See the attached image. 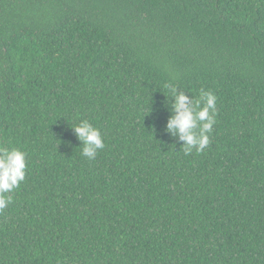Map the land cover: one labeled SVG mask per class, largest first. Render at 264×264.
I'll return each instance as SVG.
<instances>
[{
  "label": "trees",
  "instance_id": "1",
  "mask_svg": "<svg viewBox=\"0 0 264 264\" xmlns=\"http://www.w3.org/2000/svg\"><path fill=\"white\" fill-rule=\"evenodd\" d=\"M168 85L216 95L203 152ZM0 147L27 161L0 264H264V0H0Z\"/></svg>",
  "mask_w": 264,
  "mask_h": 264
},
{
  "label": "clouds",
  "instance_id": "2",
  "mask_svg": "<svg viewBox=\"0 0 264 264\" xmlns=\"http://www.w3.org/2000/svg\"><path fill=\"white\" fill-rule=\"evenodd\" d=\"M165 104L171 100L165 131L182 141L185 155L193 150L203 152L210 143V134L216 124V95L201 88L196 97L186 95L174 85H168ZM80 142L81 155L94 160L99 150L104 149V138L87 119L70 127ZM26 153L16 147H0V211L12 203L9 193L20 187L26 176Z\"/></svg>",
  "mask_w": 264,
  "mask_h": 264
}]
</instances>
